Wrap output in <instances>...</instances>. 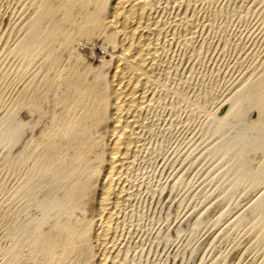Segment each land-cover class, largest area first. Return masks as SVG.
<instances>
[{"label": "bare ground", "instance_id": "6f19581e", "mask_svg": "<svg viewBox=\"0 0 264 264\" xmlns=\"http://www.w3.org/2000/svg\"><path fill=\"white\" fill-rule=\"evenodd\" d=\"M215 2L217 6V0L214 1V3ZM197 3L196 0H1L0 57L3 59V57L7 56L14 59V62H16L15 60L19 61L21 68H23V74L18 76L21 80L25 81L22 88H19L20 90L17 94L15 93L16 97L14 98L16 99L13 98L15 101L12 105L10 104L11 106L9 105L10 108L8 109V113L10 114H7L9 117L6 116L7 120L9 118L8 122H6L10 129V133L8 132L10 137L7 139L10 144L9 148L17 149L16 154L15 151L13 152V154L16 155H14L16 160L12 157V159L10 158V163L14 162L13 164L17 165L18 168L25 167L29 173L36 175L39 180L41 179L40 183L38 180L35 181V183H37L34 184L32 178H30L33 182L32 184H34L32 185L33 187L29 186L25 192L23 191L29 197H34V194L37 196L35 199L38 200V206L41 210L38 208L39 211L36 209V212L41 211V214H39L41 215V219L39 217L40 223L32 228L31 231L27 229L28 231L26 234H29V236L25 239L23 238L22 241L17 238V236L16 238L19 240H14L15 244L11 247L9 245L10 248H6L7 252H4V254L6 253L4 257L10 254L11 261L20 264L17 260L25 252H23L21 246H25L26 251L29 249L27 253L25 252V261L28 264H35L39 256L41 261L38 264L119 263L121 250L119 251L117 247V236L120 234H118V232H120L118 230L123 221L121 210L126 201H129L127 200L129 199L128 197L126 199V193L128 191L127 184L138 162L140 152L146 143L144 136L147 128H149L148 119L150 117L148 116H150L149 114H153V112H150L155 103L158 102L157 99L160 98V93H165L167 89L171 91V87L167 86V83L169 82V77H171L170 74L172 70L176 69V67H174L176 65H174L171 60L173 57L171 53L173 48L171 47L175 43L188 40L185 36L186 34L182 37V31H187L185 28L195 23L194 13L198 10ZM260 6L261 5H259V7ZM204 11L205 10L201 13H204ZM218 13L222 16L221 13L223 12L218 11ZM215 15H217V13ZM208 16L212 17V15ZM217 19H219L218 16ZM195 21L200 23L201 19L200 21L198 19ZM202 23L201 21V24ZM204 23L207 22L205 21ZM219 23L220 22H218V24ZM200 26L197 25L195 28L197 29ZM209 26L210 29H212L211 25ZM193 29L190 28L189 31ZM196 29H194L195 32ZM51 32H56L57 34H53L54 36H52ZM191 43L189 44L192 45ZM97 49L105 50L103 60L99 62L94 61L92 58V55ZM209 49L208 53L210 52ZM42 51L45 53L43 57H40V52ZM2 59L0 61L5 62L4 59ZM257 61L259 60L257 59ZM9 64H11V62ZM14 65H16V63ZM29 66H33L34 71L27 77V73L25 72V74L24 71L29 69ZM241 66L243 67V65ZM241 66L238 68L242 70V68H240ZM200 67L201 66H199V68ZM251 68L249 67V69ZM258 68L260 69L259 75L257 74L259 72L257 70ZM256 70L258 71L256 74L261 76L260 83H258L260 84L259 88L260 86L261 88L259 89L256 87V97L251 99L253 94L251 96L252 90L250 85L248 84L249 86H247L245 84L246 87H244L242 82L235 85V89H237L235 93L228 94L225 100L222 99L223 101L216 103V108L213 112L209 110L212 112L211 114L209 113V121L212 124L214 123L217 130L224 129L228 124H230V127L231 125L233 127L232 120L236 117L234 114L238 111L237 109L240 103L242 104V98H244V102L247 101L249 103V105L247 104L248 107L250 105L253 106L252 115H258L256 121L260 124L264 122V59L260 61V65L256 66L252 72ZM2 72L4 73V69ZM175 72H177V70H175ZM246 74L248 75L249 73ZM251 78L252 77H250V80ZM4 79H6V74ZM248 80H246L247 83L250 81ZM2 84L3 83H1V85ZM242 86L245 88L243 90L247 92L243 96L241 94L243 91L241 88ZM253 87L255 88V86ZM254 88H252L253 91ZM178 91L179 90H177V92ZM180 92L177 94L179 99L184 101L190 100V98L185 100L186 95L184 94V96L182 91ZM210 92H212V96L215 97L216 94L213 95V91ZM198 95H200V93ZM218 95L221 96V94ZM203 96L204 99L205 95ZM222 97L224 98V96ZM209 98L208 102L210 104L211 99L209 101ZM187 102L189 103L190 101ZM159 106L161 105L159 104ZM193 107H195L196 110L197 108L200 109L201 112L203 110V113L206 111L204 110V103H198ZM211 107H213V105ZM247 109L248 108H246V113ZM251 110L248 112L249 114H251ZM242 115H244V113H242ZM233 116L234 119H232ZM245 117L247 118V116ZM3 119L1 118L2 121ZM6 119L4 121H6ZM151 120L152 119H150V121ZM247 120H249V118ZM210 122L207 123L210 125ZM207 123L205 125L206 127ZM255 125L257 126L258 124ZM252 126L250 124L251 128ZM228 128L229 127L226 129ZM223 129L220 131L222 132ZM231 129L232 128H230V130ZM229 131L228 133L230 134ZM208 132H210V129ZM214 133L215 132H213L212 135ZM261 134L262 133L258 135V138L262 136ZM32 145L35 146L34 148L32 147L33 149L31 151L33 152L30 151L31 155L25 156L28 154L26 153L27 149ZM241 145L237 144L236 149ZM243 145L241 147L248 146ZM6 146L8 147V145ZM6 146L4 145V147ZM222 146H225V144ZM235 147L233 149H235ZM251 147H249V149H251ZM255 147H258L257 144ZM9 148L7 149L11 150ZM226 149L228 151L229 148ZM239 151L241 152V150ZM229 152L231 153V149ZM221 153L222 152H220V154ZM251 153H248V155L250 154L249 156L253 157L254 155ZM228 154L226 153L225 155L227 156ZM23 155L26 158L20 160V157H23ZM6 156L9 157V154ZM14 169H16V167ZM34 175L31 176L33 177ZM36 176H34V178H36ZM23 179H21V181H23ZM27 184H29V181L25 182V187L28 186ZM22 188L24 187L22 186L19 189ZM25 195L23 196L22 194L19 196V199H21L20 197L22 196L24 198ZM28 198H24L27 204L31 201V199L28 201ZM26 201L24 202L25 204ZM78 201L84 202L83 204L81 203L82 206L84 205V208L81 209L87 213L77 215L76 212L72 213L73 209L70 206L72 203ZM16 202L18 201L16 200ZM89 203L91 206H89ZM27 204L25 205L26 207ZM34 205L35 204L32 206ZM263 205L264 204L260 205V207H263ZM29 207L27 209H31ZM262 209L264 210V208ZM21 210L18 211L21 213ZM248 211L249 210H247V212ZM250 211L245 215L247 218L251 215ZM5 212H7V209ZM10 212L11 210L8 213ZM20 213L17 214L21 215ZM29 213H31V211ZM32 213L34 216L35 212ZM8 215H6V217H8ZM2 217L3 219L6 218L4 215H2ZM260 217L259 220H261ZM28 220L29 219L26 221ZM32 220V222H36L34 218ZM26 221L24 222L26 223ZM87 221L93 225L89 228H84V223ZM32 222L31 220H29V223L27 222L29 227H31L29 224ZM24 229L25 228L21 230ZM9 232L8 230V233ZM10 233L8 235H10ZM10 237L13 239L12 236ZM22 252L23 254L20 255ZM225 258L227 259V257ZM228 259H230V257H228ZM19 262H21L20 259ZM23 263L24 262H22V264ZM9 264H11V262Z\"/></svg>", "mask_w": 264, "mask_h": 264}, {"label": "rangeland", "instance_id": "374dc122", "mask_svg": "<svg viewBox=\"0 0 264 264\" xmlns=\"http://www.w3.org/2000/svg\"><path fill=\"white\" fill-rule=\"evenodd\" d=\"M212 1L214 3L216 0H196V2H198V10H201L195 11V16L192 14L194 16L195 23L185 28L187 31H182V37H184L186 34L185 36L188 40L175 43L171 47L173 48L171 53L174 57H172L171 60L172 63L176 65L174 66L176 69L172 70V73L170 74L172 78L169 77V82L167 83V86L171 87V91L167 89L168 92L167 90L165 92L167 95L164 92L160 93V98L157 99V101L159 102L160 100V102L155 103L150 112H153V114H149L150 116H148L150 117L148 119L149 128H147L144 136L146 143L140 152L138 162L133 169V175L131 174V178L127 184L128 191L126 193V199L128 197L129 199L127 200L129 201L125 200L126 203L122 209L124 211L121 210L123 221L118 230L120 231L118 234H120L117 236V247L119 248V251L121 250L118 264H226L228 261L229 262L227 264H264V210L262 209L264 208V205L263 207H260V205L264 204V122L260 124L256 121L258 115H252L253 106L250 105L248 107L247 104L249 105V103L247 101L244 102V98H242V104L240 103L241 107L239 106L237 109L238 111L235 112L236 115L234 114V116L237 118L235 117L234 119V116L232 118L235 120H232L233 127L232 125L230 127V124H228V126L224 127V129L222 128L224 132H221L220 130L222 129L217 130L215 128L216 126H214V123L212 124L209 121L210 114L216 108V103L223 101L222 99L225 100L228 94L230 95L231 93H235L237 91V89H235V85L242 82L244 87H246L245 84L247 86L250 85L252 90L251 96L253 94L251 99L257 95V88H259L260 85L258 83H260L259 81L261 77L258 76L260 74V69H257L259 72L257 70L252 72V70L256 68V66L260 65V61L264 59V0H217V6L216 2L213 4ZM259 5L261 6L259 7ZM203 10H205L206 13L205 11L204 13H201ZM218 11L223 12L221 13L222 16H220ZM216 13L217 15H215ZM208 15H212V17ZM217 16L219 19H217ZM207 18H209L212 22ZM197 19L199 21L201 19L203 23L201 24V21L200 23L195 21ZM205 21L207 23L210 21L209 23L211 24H208L211 25L213 31L210 29V26L207 23H204ZM218 22L220 23L218 24ZM197 25L200 26L198 27L200 30L195 28ZM190 28L196 29V32L194 29V31L191 30L194 33L193 34L191 31H189ZM188 31L189 35L192 33L191 36L188 35ZM51 34L54 36L53 34L56 35L57 33L51 32ZM193 35H195L197 39ZM208 49L210 50L209 53ZM44 53V51L40 52V57H43ZM104 55L105 50L97 49V51L92 55V58L94 61L99 62L103 60ZM0 58L2 59V57ZM3 59L5 62L0 61V71H3L4 69V73L1 71L2 75L0 74V82L3 80L1 83L6 84H2V87L0 83V87L3 90L2 91L0 88V93L2 91L0 94V120L1 118H4L3 121H0V133H2L0 135H3L0 136V264H9L10 262L11 264H13V262L14 264H17V262L11 261L9 256L10 254L8 255L9 257H4L6 254H4V252H7L6 248H10L15 244L14 240L17 238H19L21 241L23 238H27L29 236V234H26L27 231H31L32 228L36 227V225L40 223L39 221L41 219V215L39 214H41V211L38 212L40 208L38 206V200L35 199L37 196L34 194V197H29L26 193H24L29 186L33 187L32 185L36 184L37 182L35 183V181H38L39 178L36 175L29 173L25 167H23L25 170L20 167L19 169L17 165L13 164L14 162H11L12 164L10 163L12 157L13 159L15 158L17 149L15 150V148H9L10 144L8 143L9 141L7 139L10 137V134H8V132L10 133V129L8 128L9 125L6 123L8 122L9 118L8 120L6 118L9 117L8 115L10 114L8 113V109L15 101L14 99H16L14 97H16L17 92L22 88L25 81L21 80L19 77L20 74H23V68H21L19 61L15 60L16 62H14V59L7 56L3 57ZM257 59L259 61H257ZM8 60L11 62V64H9L10 62ZM190 60L194 61L192 62ZM15 63L16 65H14ZM240 64L243 65V67ZM1 66L5 67L6 70ZM199 66L202 68H199ZM239 66H241L240 68H242V70L238 68ZM249 67L253 68L249 69ZM175 70H177V72H175ZM33 71L34 67L31 66L29 69L24 71V73L26 72L27 74H25L28 77ZM246 73L249 74L247 75ZM5 74L6 79H4ZM250 77H252L251 80ZM246 80L249 82L247 83ZM253 81H256L257 83H254ZM252 85L255 86V88ZM243 86L241 87L242 90L245 89ZM252 88H254V91ZM5 89L6 91L4 92ZM177 90L179 91L177 92ZM180 91H182L183 95H186H184L185 100L190 98V100H187L190 101L189 103L178 98L177 94H179ZM207 91H213V95L216 94L215 97H218L215 98L212 96V92L209 93ZM243 91L241 93L242 96L247 93ZM199 93L200 95H198ZM218 94H221V96ZM203 95H205L204 99ZM222 96H224V98ZM208 98L209 101L211 99L210 104L208 102ZM212 100L215 101L213 102ZM198 103H204V110L207 112L205 111L203 113V110L201 112L200 109L197 108L196 110L195 107H193ZM159 104L161 106H159ZM212 105L213 107H211ZM240 108L244 109L241 110ZM246 108H248L247 113ZM250 110L251 114L248 113ZM242 113H244V115H242ZM243 116H247V118L245 117V119ZM248 118L249 120H247ZM5 119L6 121H4ZM150 119L152 120L150 121ZM238 119L243 121L240 122ZM207 122H210V125ZM206 123L207 127L205 126ZM250 124L251 126L253 125L252 128L250 127ZM255 124L258 125L256 126ZM227 127L229 128L226 129ZM230 128H232V131ZM209 129L210 132H208ZM213 132H215V135H212ZM216 132L220 134H217ZM260 133H262V136L258 138ZM1 137L4 138L2 139ZM227 138L230 140V142ZM236 143L238 145H243L244 143L243 146H248L241 147V145L238 146V149H236ZM223 144H225V146H222ZM256 144L258 147H255ZM4 145H8V147H4ZM32 147L34 148L35 146H30L26 151L28 154L25 155V153V156L31 155L30 153L33 152L31 151L33 149ZM234 147L235 149H233ZM249 147H251V149H249ZM7 148L11 150H8ZM220 148L223 149L221 150ZM226 148H229L228 151ZM230 149L231 153L229 152ZM239 150H241V152ZM14 151L15 154H13ZM220 152L222 153L220 154ZM226 153L228 154L227 156L225 155ZM248 153H251L254 156L252 155L253 157H250V154L248 155ZM7 154H9V157L6 156ZM23 157H20V160H24L26 158ZM14 166L17 170L14 169ZM28 174L36 176L37 180L34 178V176L32 177ZM24 176L26 177V180ZM30 178H32L34 184H32L33 182ZM21 179H23V181H21ZM40 180L38 181L39 183ZM26 181H29L27 187H25ZM19 186H23L25 189H19ZM21 193L23 196L26 194L24 198L27 199L29 197L28 201L31 199L30 203L32 205L35 204L36 206H34L36 208L28 203L29 206H31L29 207L26 199L24 200L23 196L20 197L22 200L19 199V196L22 195ZM16 200L18 202H16ZM25 201L27 207L25 206ZM81 203L82 201H78L71 204L70 207L73 209H71L72 213L76 212V215L87 213L81 209L84 208V205L82 206L84 202L82 204ZM89 206H91L90 203ZM28 207L31 209H27ZM8 208L13 213H8L10 211ZM6 209L7 212H5ZM36 209L38 210V213L36 212ZM18 210H21V213ZM247 210H251V215L248 216V218L245 216L249 212H247ZM30 211L31 213H29ZM32 212H35L34 216ZM17 213H20L22 216L18 215ZM2 215L5 217L8 215V217L5 218L6 220L3 219ZM258 216L261 220H259ZM18 218H21L24 221L29 219L31 222L34 218L36 222H32L33 224L35 223L34 226L32 223H30L29 225L31 227H29V220L26 221V223L28 222L26 224L23 220L20 219V221ZM84 224V228H89L93 225L88 221ZM20 227L21 229H25L21 230ZM8 230L12 234L9 232L10 235H8ZM10 236H12L13 239ZM120 237L123 238L121 239ZM21 248L23 252L25 251L26 253L29 250L28 249L26 251L25 246H21ZM23 252L20 255H22ZM25 252L18 258V263L22 264V262H24L23 264H28L25 261ZM221 257H227V259H222ZM228 257H230V259H228ZM19 259L21 262H19ZM40 261L41 260L39 256L36 260L37 263L35 262V264L40 263Z\"/></svg>", "mask_w": 264, "mask_h": 264}]
</instances>
